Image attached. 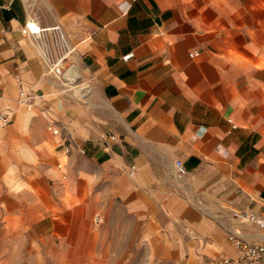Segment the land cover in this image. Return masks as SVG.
<instances>
[{
    "label": "crops",
    "instance_id": "crops-1",
    "mask_svg": "<svg viewBox=\"0 0 264 264\" xmlns=\"http://www.w3.org/2000/svg\"><path fill=\"white\" fill-rule=\"evenodd\" d=\"M32 19L61 27L76 82L49 72ZM3 111L0 264H111L118 243L225 264L229 231L264 243L232 215L264 214V0H0Z\"/></svg>",
    "mask_w": 264,
    "mask_h": 264
},
{
    "label": "built area",
    "instance_id": "built-area-1",
    "mask_svg": "<svg viewBox=\"0 0 264 264\" xmlns=\"http://www.w3.org/2000/svg\"><path fill=\"white\" fill-rule=\"evenodd\" d=\"M25 31L38 43L42 49L44 61L48 67L49 72L60 77L66 83H74L77 81L78 77L73 74L71 70L65 69L63 64L67 60L73 48L69 45L65 34L63 33L60 26L43 28L40 27L34 20L29 21L25 26ZM48 32L57 33V46L60 48V56L54 60L52 55V48L49 44ZM199 51L195 50L190 53L191 57H197ZM132 56L128 55L126 59ZM20 83L19 88V103L20 105L26 107L28 110H33L37 104V95L33 90L27 89L22 85L21 79H18ZM11 122L10 112H0V130L6 127ZM49 129L55 134L62 137L65 143L66 152H71V146L66 144L72 140V135L64 131V128L56 126L54 124L50 125ZM62 167V165H60ZM177 174L179 177H183L187 173V169L182 160L176 162ZM134 169V167H133ZM134 171L132 170L131 174ZM233 217L242 223L255 224L260 229L264 230V214L256 212L247 211H233ZM97 223H102L104 218L98 213L95 216ZM228 239L236 248V254L234 257L226 258L224 260L225 264H264V243L253 242L246 240L241 235L235 231L228 232Z\"/></svg>",
    "mask_w": 264,
    "mask_h": 264
},
{
    "label": "rangeland",
    "instance_id": "rangeland-1",
    "mask_svg": "<svg viewBox=\"0 0 264 264\" xmlns=\"http://www.w3.org/2000/svg\"><path fill=\"white\" fill-rule=\"evenodd\" d=\"M125 244L118 243L111 264H196L194 255L184 252L186 249L177 243H136L129 248Z\"/></svg>",
    "mask_w": 264,
    "mask_h": 264
}]
</instances>
